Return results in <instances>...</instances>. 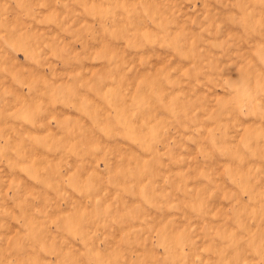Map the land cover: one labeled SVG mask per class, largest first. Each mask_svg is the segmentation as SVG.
<instances>
[{"label": "rangeland", "instance_id": "obj_1", "mask_svg": "<svg viewBox=\"0 0 264 264\" xmlns=\"http://www.w3.org/2000/svg\"><path fill=\"white\" fill-rule=\"evenodd\" d=\"M0 264H264V0H0Z\"/></svg>", "mask_w": 264, "mask_h": 264}]
</instances>
